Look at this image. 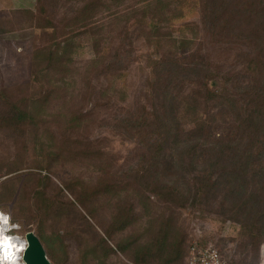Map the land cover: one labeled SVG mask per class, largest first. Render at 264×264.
Wrapping results in <instances>:
<instances>
[{"label": "trees", "instance_id": "trees-1", "mask_svg": "<svg viewBox=\"0 0 264 264\" xmlns=\"http://www.w3.org/2000/svg\"><path fill=\"white\" fill-rule=\"evenodd\" d=\"M73 4L71 13L66 11L58 20L42 16L45 0H37L40 16L23 11L30 19L38 18L40 44L31 56V75L41 85L30 93L31 81L1 88L0 122L19 128L24 136L25 128L31 127L27 139L34 147L50 141L39 132L49 133L57 153L70 154L71 149L84 146L80 129L83 124L87 127L89 116L76 108L74 89H85L84 99L93 98L95 105L111 108L124 103L128 99L125 75L133 61L142 58L149 69L141 94L144 102L113 123L117 131L123 129L127 138L135 140L137 160L117 177L96 184V194L119 196L110 205V224L122 232L139 220L144 219L146 227L157 223L161 235L157 264H186L194 243L187 246L171 214L188 206L208 208L224 221L237 223L248 243L259 246L264 240V0H82ZM193 10L198 20L181 21L182 34L175 36V20ZM105 11L107 19L102 16ZM131 20L137 34L130 29ZM134 39H144L156 50L136 56ZM81 41L93 54L79 73L74 57L83 47ZM180 49L188 52L181 56ZM53 78L55 85L44 87L42 82ZM67 78L73 82L70 104L68 99L62 107L53 105L51 118L45 117L51 92L67 93L70 88ZM80 80L83 86L78 87ZM60 124L68 137L57 140L54 134ZM85 148L83 153L100 160L99 170L115 160L111 152L92 143ZM151 195L156 198L151 200ZM42 200L37 209L45 212L52 201ZM158 206L164 208L160 217L151 214ZM126 237L131 239L129 234L114 240L115 249L101 239L103 257L116 249L130 257ZM57 239L62 234L53 232L46 244L51 246ZM135 249L140 257L133 260L141 264L149 249ZM86 257L87 253L83 262L90 263Z\"/></svg>", "mask_w": 264, "mask_h": 264}, {"label": "rangeland", "instance_id": "rangeland-1", "mask_svg": "<svg viewBox=\"0 0 264 264\" xmlns=\"http://www.w3.org/2000/svg\"><path fill=\"white\" fill-rule=\"evenodd\" d=\"M52 1L61 3L54 5L51 0H45V13L42 16L57 20L66 14V11L68 14L71 13L73 2H82V0ZM24 10H31L34 15L40 16L37 0H0V89L13 88L31 81L32 88L28 91L30 93L40 89L41 85L33 81L31 75V56L35 47L40 44V29L36 25L38 18L30 19L29 14L26 12L23 14ZM102 16L104 19L109 18L108 12ZM198 17L197 12L193 10L181 19H176L173 26L174 35L178 37L182 34L178 28L181 21L198 20ZM122 18L125 17L120 19ZM131 21L130 29L137 34V25ZM69 28L65 27L66 30ZM143 40L133 41L136 56L156 50L155 46L147 45L148 42L144 40L145 44ZM81 44L83 47L74 57L75 71L78 70L79 73L85 71L86 64L93 54L86 41H81ZM187 52L188 49L179 50L181 56ZM145 63L142 58L133 61L124 81L128 99L124 103L114 104L111 108L95 105L93 98L84 99L85 89H74L78 97L76 108L89 113L87 127L83 124L79 138L85 147L92 143L111 152L114 155L112 158L115 159H111L113 160L111 166H103V169L99 170L100 160L83 153L86 149L83 145H79L78 149H71L70 154L57 153V149L52 146L53 137L49 133L39 132L41 137L45 136L50 141L45 142L43 147L39 145L34 147L27 139L31 137V127L25 128V137L19 128L16 130L13 127L7 128L0 122V209L10 213L11 223L21 225V228L14 230L13 233L21 235L22 230L30 229L43 238L46 255L52 264H138L133 260L140 257L135 254L136 246L149 249V252L143 255L144 261L141 264H157L159 261L156 256L161 247L158 245L161 238L158 224L146 227L143 219L136 221L128 231H115L116 225L110 224L112 223L110 205H114L115 198L116 200L119 198L118 194L113 199L96 194L98 190L96 184L99 180L117 177L124 168L137 160L135 140L127 138L123 129L117 131L113 123L115 119L120 120L129 110L133 111L139 102H144V96L141 94L149 75ZM45 79L46 77L41 78ZM53 80L54 78L50 83L42 84L44 87L55 85ZM70 80L68 78L65 80L70 85L67 93L61 90L51 92L45 117L51 118L49 114L53 105L56 108L62 107L68 99L67 104H70L71 96L74 94L73 82ZM80 86H83L81 80L78 87ZM97 102L104 104L103 100ZM55 128L52 126V130ZM61 128L62 124L58 125L56 129L58 131L54 134L57 140L68 137ZM61 149L63 152L66 148ZM104 185L101 184V188H104ZM40 191H43L44 195H40L38 193ZM43 198L45 204L52 201L50 209L45 212L37 209V205L43 204ZM155 198V195H151V200ZM195 208L188 206L175 209L171 214L187 246L190 243H197V248H204L207 244H212L227 264H257L260 261V246L264 240L259 246L254 247L248 243V238L241 235L237 223L224 221L215 211L208 208L206 210ZM163 209L162 206H158L152 209L151 214L160 217ZM39 218L44 220L41 221ZM110 231L113 233L110 234ZM53 232L62 234V239H57L48 246L46 243L51 241L50 235ZM138 232L143 233L138 236ZM129 234L131 239L126 237L124 241L131 244L132 251L128 253L130 257L117 249L103 257V250L99 246L101 239L115 249L114 240H122ZM85 253L86 260L90 263L83 262Z\"/></svg>", "mask_w": 264, "mask_h": 264}, {"label": "clouds", "instance_id": "clouds-1", "mask_svg": "<svg viewBox=\"0 0 264 264\" xmlns=\"http://www.w3.org/2000/svg\"><path fill=\"white\" fill-rule=\"evenodd\" d=\"M20 228V224L11 223L10 213L0 209V264H27L24 255L29 244L19 235L8 234L13 229L19 230Z\"/></svg>", "mask_w": 264, "mask_h": 264}, {"label": "built area", "instance_id": "built-area-1", "mask_svg": "<svg viewBox=\"0 0 264 264\" xmlns=\"http://www.w3.org/2000/svg\"><path fill=\"white\" fill-rule=\"evenodd\" d=\"M14 230L16 229H13L8 234L19 235L22 240H25V234L13 233ZM197 246V243H194L190 247L186 264H227L220 252L212 244H207L204 248H197ZM262 260H264V243L260 246V261L257 264H262Z\"/></svg>", "mask_w": 264, "mask_h": 264}, {"label": "water", "instance_id": "water-1", "mask_svg": "<svg viewBox=\"0 0 264 264\" xmlns=\"http://www.w3.org/2000/svg\"><path fill=\"white\" fill-rule=\"evenodd\" d=\"M25 241L29 247L24 255L27 264H52L48 259L45 249L34 231L25 233Z\"/></svg>", "mask_w": 264, "mask_h": 264}]
</instances>
